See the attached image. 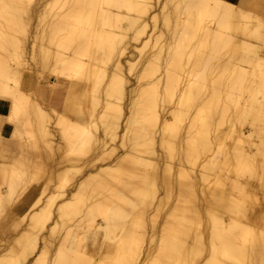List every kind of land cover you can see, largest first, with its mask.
<instances>
[{
	"label": "bare ground",
	"instance_id": "bare-ground-1",
	"mask_svg": "<svg viewBox=\"0 0 264 264\" xmlns=\"http://www.w3.org/2000/svg\"><path fill=\"white\" fill-rule=\"evenodd\" d=\"M31 1L0 0V110L10 123L25 117L0 143L22 131L36 142V127L54 146L43 101L63 78L87 102L64 96L71 120L48 109L70 158L83 163L56 169L50 194L46 182L26 192L28 222L0 249V264H264L261 1ZM22 14L39 26L27 45ZM129 31L135 41L145 35L139 47L129 49ZM2 160L0 195L23 173L21 161Z\"/></svg>",
	"mask_w": 264,
	"mask_h": 264
},
{
	"label": "rangeland",
	"instance_id": "rangeland-1",
	"mask_svg": "<svg viewBox=\"0 0 264 264\" xmlns=\"http://www.w3.org/2000/svg\"><path fill=\"white\" fill-rule=\"evenodd\" d=\"M33 1V0H32ZM31 1V2H32ZM34 1H36V0H34ZM34 1L31 3V7H32V5H33V3H34ZM159 2L157 3L156 2V0H152V2H155V3H157V4H159V3H165L167 0H158ZM169 1V2H168ZM167 2H168V4H169V6L171 5V4H173V1H175V0H171L172 1V3H171V1L170 0H168ZM261 1V3L263 4V6H264V0H260ZM166 2V3H167ZM156 4V5H157ZM32 11V10H31ZM263 15H264V11H263ZM27 16V15H26ZM26 16H24L23 14H22V20L20 21V24L21 23H23L22 25H24V23L26 24L27 22L29 23V25H28V23H27V25H24V26H27L28 28H26L27 29V32H26V34H25V36H26V39L25 38H23L24 37V34H23V32H22V29H19V30H17L16 31V33L17 34H19L18 36L20 37V39L21 38H23L22 39V41L23 42H25V44L27 45L29 42H30V40L32 39V35H33V33H34V31H35V29L37 28V26L38 25H36V24H38V22H36L37 21V19H36V17L33 15V16H28V18H29V21H25V20H27L28 18H26L25 19V17ZM160 16V15H159ZM159 16H157V18H156V22H158V23H156L157 24V26L156 27H160L161 26V28L160 29H162V31H163V33L164 32H166V27H165V25L164 24H162L163 22H162V19H161V17H159ZM30 19L32 20V21H30ZM23 21H25V22H23ZM255 21V22H254ZM250 23L251 24H253L254 23V25H251L250 24V26H251V28H253V26H254V28L256 27L255 25L257 24V20L256 19H252V21H250ZM162 24V25H161ZM39 27V26H38ZM253 28V29H254ZM32 30V31H31ZM38 30V29H37ZM168 31V30H167ZM264 31V30H263ZM14 32V31H13ZM130 32V34H128V42H129V44H128V46H129V49H132L133 47H132V45L131 44H135V45H137L138 47L140 46V42H141V39H144V34L143 35H141L140 36V38L141 39H138V40H133V38L131 37L132 35H131V31H129ZM128 32V33H129ZM168 32H170V31H168ZM168 32H166L165 34H167ZM11 33V32H10ZM21 33V34H20ZM13 34V33H12ZM15 34V33H14ZM29 35V37H28V35ZM23 35V36H22ZM39 35V34H38ZM131 35V36H130ZM17 36V35H16ZM18 37V38H19ZM131 37V38H130ZM25 39V40H24ZM132 39V40H131ZM37 40H40V39H38V37H37ZM253 40V42H255V39H252ZM252 40H251V42H252ZM131 41V42H130ZM38 42V41H37ZM163 43V42H162ZM260 45H262V44H260ZM171 46H173V45H171ZM260 51H261V53H264V44H263V46H261L260 47ZM27 52V51H26ZM4 54V53H3ZM5 55H6V53H5ZM24 58L26 59L25 60V63L23 62L22 64H24L23 65V68H24V66H27L28 65V63L29 62H31L30 60H29V55H28V52L27 53H25L24 54ZM26 61H27V63H26ZM11 63V62H10ZM12 65L13 64H15V63H11ZM13 66H15V65H13ZM20 67H22V65H20ZM23 71L24 72H27V69L26 68H24L23 69ZM47 72H48V74H47ZM43 75L42 77H40V75ZM53 74L48 70V69H44V70H42L41 69V73H39V75H38V77H39V79L41 80V81H49V76H52ZM42 78V79H41ZM131 79H132V77H131ZM43 81V82H44ZM62 81H64V82H62ZM66 81L67 80H65V79H63V78H60L59 80H54V86H51V87H53V88H51L52 90H51V94H52V96H53V98H55V99H53L55 102V104L54 105H51L50 103H49V100H50V98H47L46 100V102H45V100L43 101V106L44 107H47V111L50 113V117L52 118V119H50L51 120V122H52V125L54 124V131H53V136H52V142H54V143H52V145H54L52 148H50V147H48V145L46 144L45 145V143H42V140H43V138L41 139V137L38 135L39 133L36 131V127H34L32 130V135H35V132L37 133L36 134V136L35 137H37L38 139H39V137H40V139H41V141L39 140L38 141V139L37 138H34V140L36 141V142H34L33 141V136H32V138H30L29 137V135H27V133H26V136H28L27 138H26V140H24L25 139V133L22 131V135H20V133L19 134H17L16 135V133H14V134H12V135H10V137L11 138H9L8 140L10 141V139L12 140V141H8L7 143L9 144H7L8 146L7 147H9L8 149H7V147H5L4 146V144H2V143H0V151H1V149L2 148H5V149H3V150H5V153L9 150V151H11V155L10 154H8V153H6V155H5V153L3 152V150H2V152L0 153V154H3L4 155V158H6V156L8 155H10L9 157H12V158H10V159H8L7 160V158H8V156H7V158H6V162L7 163H9L8 165H9V167H10V165H11V168H13V166L15 165V164H18V162H20L21 161V163L23 164V166L22 165H20V164H18V167H19V169L21 170V172H23L22 174H21V176L20 177H18L17 175H14V177H13V179H12V181H13V185H14V189L13 190H10V191H8V192H6V191H4V189L7 187L6 186V184H3V185H1V188H2V190H3V192L1 193V195H0V200H1V202H2V204H3V207H2V210H0V249L2 248V247H4L5 246V243H6V241L9 239V236L11 235V234H14V233H16V232H18V230H19V228H22V226H24V225H26L27 224V216L26 215H24V207H23V197H24V195L26 194V192L27 191H32V192H37V188H35V187H41L42 186V184H44L45 182H46V185L48 186V189H47V191H46V193L47 194H50L51 193V191H52V188H53V186L54 185H56V178H57V173L58 172H63L64 170L63 169H66L67 167V170L68 169H70L69 167H72V166H77L79 163H83L82 162V160L83 159H81L78 155V157L80 158L79 160H78V157L76 156V154H74V156H75V158L73 157V158H70V157H72L73 156V154L70 152V150L69 149H67V147L64 145V143L62 142V140L60 139V136H59V133H58V126H56L55 125V120L57 119V117L59 116V115H57V113L55 114V112H62L63 114H64V116L66 115L67 117H68V119L69 120H71V119H74V117H75V115H74V113H72V112H70L69 113V111L71 110V109H68V110H64V108L61 106V101L62 100H64V96L65 95H67L68 93L70 94V96L72 97L73 95L75 96V98L76 99H80V100H83L82 102H81V104L83 103V105L87 102V99H88V97H87V95L86 94H84V96H82L80 93H79V91L77 90V91H73V89H67L66 90V88H65V86H66ZM28 93V92H27ZM73 94V95H72ZM80 94V95H79ZM28 95V97L29 98H31V97H34V96H32L31 94H27ZM79 96H82L81 98L79 97ZM73 98V97H72ZM72 98H69L68 99V103H70V104H72V101H73V99ZM84 98H85V100H84ZM48 102V103H47ZM53 102V101H52ZM75 101H73V103H74ZM74 105V104H73ZM51 107L53 110H55V112L53 111V112H51V110L50 109H48L49 107ZM61 108V109H60ZM67 112V113H66ZM9 114V110L8 109H5V111H1L0 110V134L2 133L4 136H8L9 135V133L7 132V126L10 128V130H11V128H14V126L16 127V124H20V126H22L21 124L23 123L22 121H25L24 120V118L22 117V116H24L23 114L21 115V118H22V120H21V122L20 123H18V121L17 120H20V119H16L15 121H17V122H12V123H10V121H7L6 120V118H7V115ZM57 115V116H56ZM20 116V115H19ZM63 116V119L64 118H67L66 116L64 117ZM18 118H20V117H18ZM16 123V124H15ZM18 126V125H17ZM20 126H18L19 128H17L18 130L21 128L22 129V127H20ZM35 130V131H34ZM17 132V131H16ZM34 133V134H33ZM24 134V135H23ZM14 135V136H13ZM18 135H20V138H22V139H20L19 138V136ZM15 136H18V137H15ZM22 136H24V137H22ZM13 137H15V138H17V141H16V139H14ZM58 137V138H57ZM19 138V139H18ZM29 138V139H28ZM56 139V140H55ZM18 140H20V142L18 141ZM22 140V141H21ZM23 141H24V144H23ZM29 141V142H28ZM31 141V142H30ZM17 142H18V144H17ZM28 142V143H27ZM45 142V141H44ZM12 143H14L15 145L14 146H12L13 144ZM26 143V144H25ZM30 143H31V145H30ZM39 145H37V144ZM19 144H22L21 146L19 145ZM35 144V145H34ZM16 145H19V147L17 146V148H16ZM26 145V148L28 147V150L26 149V148H23L24 146ZM58 145V146H57ZM12 146V147H11ZM30 146V147H29ZM37 146L38 148H35V147ZM46 146H47V148H46ZM57 146V147H56ZM56 147V148H55ZM59 147V148H58ZM65 147H66V150H65ZM12 148H13V150H12ZM19 148H21V149H19ZM29 148L33 151H31V150H29ZM7 149V150H6ZM34 149L36 150V151H34ZM51 149V150H50ZM53 149V150H52ZM48 150V151H47ZM49 150L51 151L50 153H48L49 152ZM67 150H69V151H67ZM26 151V152H25ZM66 151V152H65ZM20 152V153H19ZM25 152V153H24ZM63 152H65V153H63ZM71 153L72 154V156H71V154H69V153ZM29 153V154H28ZM21 155V159H20V156H18V155ZM24 154V155H23ZM49 154L51 155V157H49ZM67 154V155H66ZM27 155V156H26ZM68 155H69V157H68ZM24 156V157H23ZM38 156V157H37ZM61 156V157H60ZM62 156H63V158H62ZM64 156H67V157H64ZM23 157V158H22ZM25 157H27V158H25ZM30 159H29V158ZM59 157L60 158H62L61 160L59 159ZM4 158H2V155H1V159L0 160H2V159H4ZM84 158H85V156H84ZM12 159V160H11ZM19 160L20 159V161H16V160ZM23 159V160H22ZM25 159L26 160H28V161H26L25 162ZM64 159V160H63ZM74 160V162L75 161H79L78 163L76 162V163H73V162H71L72 160ZM76 159V160H75ZM31 160V161H30ZM39 160V161H38ZM59 160V161H58ZM67 160H69L68 162H67ZM81 160V161H80ZM3 161V160H2ZM5 161H3V162H5ZM13 161V162H12ZM16 161V162H15ZM61 161V162H60ZM66 161V162H65ZM1 162V161H0ZM31 162V164H33V165H31V164H26V163H30ZM35 162H36V164L39 162L40 164H37V165H35ZM12 163V164H11ZM58 163H62L61 165L60 164H58ZM70 163H72V164H70ZM56 164H57V166H56ZM26 165V166H25ZM71 165V166H70ZM29 166V167H28ZM30 166H31V168H30ZM36 166V167H35ZM39 166V167H38ZM17 167V168H18ZM25 167H27V168H25ZM33 167H34V169H33ZM44 167H47V168H44ZM86 168V167H85ZM84 168V169H85ZM43 169L45 170V172L43 171ZM57 169V171H55ZM62 169V170H61ZM35 170V171H34ZM28 171V172H27ZM50 171V172H49ZM56 173H55V172ZM66 172H64V174H65ZM77 173V172H76ZM75 173V175H74V177L76 178H78L79 177V175L81 174V173H77L76 174ZM18 174L20 175V171L18 172ZM49 174H51V175H49ZM49 175V176H48ZM53 175V176H52ZM30 176V177H29ZM55 176H56V178H55ZM31 177H33V178H31ZM49 177V178H48ZM17 178V179H16ZM37 178V179H36ZM15 179H16V182L14 183V181H15ZM33 179H35V180H33ZM47 179H49V181H52L50 184H49V181L47 180ZM51 179V180H50ZM53 179V180H52ZM31 180V181H30ZM38 180V181H37ZM48 181V182H47ZM41 184V185H40ZM70 187V185H65L64 186V188L65 189H68ZM58 200V198L56 199V201ZM24 216V217H23ZM12 226H14L15 227V230L14 231H12L13 230V228H12Z\"/></svg>",
	"mask_w": 264,
	"mask_h": 264
},
{
	"label": "crops",
	"instance_id": "crops-1",
	"mask_svg": "<svg viewBox=\"0 0 264 264\" xmlns=\"http://www.w3.org/2000/svg\"><path fill=\"white\" fill-rule=\"evenodd\" d=\"M244 1L245 0H239V2L241 3V4H243L244 3ZM48 98H50L52 101H54L53 99H55V98H53V96H52V94H51V91H49V93H48ZM55 102V101H54ZM7 132L9 133L10 132V128L7 126Z\"/></svg>",
	"mask_w": 264,
	"mask_h": 264
},
{
	"label": "snow or ice",
	"instance_id": "snow-or-ice-1",
	"mask_svg": "<svg viewBox=\"0 0 264 264\" xmlns=\"http://www.w3.org/2000/svg\"><path fill=\"white\" fill-rule=\"evenodd\" d=\"M85 134H87V133L85 132ZM210 264H211V262H210Z\"/></svg>",
	"mask_w": 264,
	"mask_h": 264
}]
</instances>
